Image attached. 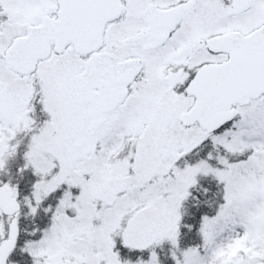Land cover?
<instances>
[{"label": "snow or ice", "instance_id": "6c2138e0", "mask_svg": "<svg viewBox=\"0 0 264 264\" xmlns=\"http://www.w3.org/2000/svg\"><path fill=\"white\" fill-rule=\"evenodd\" d=\"M0 264H264V0H0Z\"/></svg>", "mask_w": 264, "mask_h": 264}]
</instances>
